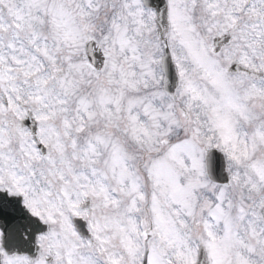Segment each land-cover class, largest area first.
I'll use <instances>...</instances> for the list:
<instances>
[{"label": "snow or ice", "instance_id": "obj_1", "mask_svg": "<svg viewBox=\"0 0 264 264\" xmlns=\"http://www.w3.org/2000/svg\"><path fill=\"white\" fill-rule=\"evenodd\" d=\"M0 264H264V0H0Z\"/></svg>", "mask_w": 264, "mask_h": 264}]
</instances>
